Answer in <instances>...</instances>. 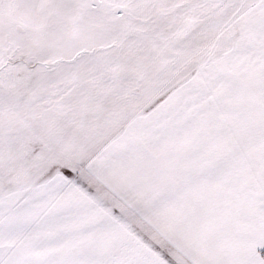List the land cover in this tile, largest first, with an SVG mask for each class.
<instances>
[{"label":"snow or ice","instance_id":"obj_1","mask_svg":"<svg viewBox=\"0 0 264 264\" xmlns=\"http://www.w3.org/2000/svg\"><path fill=\"white\" fill-rule=\"evenodd\" d=\"M0 264H264V0H0Z\"/></svg>","mask_w":264,"mask_h":264}]
</instances>
